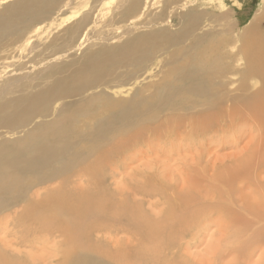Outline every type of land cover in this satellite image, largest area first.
<instances>
[{
  "label": "bare ground",
  "instance_id": "obj_1",
  "mask_svg": "<svg viewBox=\"0 0 264 264\" xmlns=\"http://www.w3.org/2000/svg\"><path fill=\"white\" fill-rule=\"evenodd\" d=\"M0 4L4 5L0 51L13 34L34 22L41 24L23 34L14 48L19 52L16 57L15 52L0 56V130L13 135L23 131L22 138L12 141L0 132V224L11 216L19 245L41 242L51 232L62 235L58 264H98L89 255L102 251L92 241L93 231L108 230L114 222H125L124 217L140 227L132 214H138L135 207L121 205L109 194L107 170L113 163L117 166L116 158L143 142L173 147L235 124L233 17L240 3L0 0ZM48 17L50 21L42 24ZM55 18L60 32L47 40L45 29ZM261 20L264 11L239 36L238 55L245 61L241 76L261 80L257 95L243 99L249 111L264 103V40L256 34ZM115 75L117 80L125 78L126 84L112 87V94H132L135 85L155 79L134 89L128 101L92 91L100 84L108 87ZM31 77L38 81L28 82ZM147 230L152 236L154 229ZM30 263L0 246V264Z\"/></svg>",
  "mask_w": 264,
  "mask_h": 264
},
{
  "label": "rangeland",
  "instance_id": "obj_2",
  "mask_svg": "<svg viewBox=\"0 0 264 264\" xmlns=\"http://www.w3.org/2000/svg\"><path fill=\"white\" fill-rule=\"evenodd\" d=\"M236 1L240 8L236 7L233 17L236 19L237 55L236 76L232 77L236 78L235 124L228 123L219 134L186 143L180 141L181 144L173 147L143 142L116 158L117 166L113 163L107 170L112 174H109L112 180H106L109 194L115 202L121 205L128 202L135 207L133 212L138 214H132L136 215L140 227L137 229L136 224H130L133 218L129 223L124 217L125 222H116L118 225L114 222L108 230L93 231L92 241L99 244L102 251L89 255L96 258L98 264H237L239 257H242L238 260L240 264H264V103L255 111L245 108L243 99L257 95L261 80L241 76L245 61L238 55L239 36L254 17L264 11V0ZM3 6L0 4V11ZM56 10L57 7L51 11V16ZM56 18L53 25L45 26L47 40L60 32L55 28L59 20ZM44 21L42 24L48 23L49 17ZM37 24L40 21L24 28L23 33L13 34L0 56L5 58L15 52L16 57L19 52L14 48L21 44L23 34ZM256 25L258 38L264 40V20ZM75 56H80V52ZM157 68L159 65L153 69L154 74ZM122 79L117 80L115 75L109 78L108 87L100 84L92 91L128 101L133 91L155 77L135 85L132 94H112V87L126 84L125 78ZM36 81L38 78L31 77L28 82ZM0 132L7 141L23 136V131L14 135L5 130ZM10 219L8 216L0 224V246L11 256L28 258L30 264L60 262L61 255L56 250L64 245L62 235L51 232L42 243L33 241L19 245L17 228ZM149 225L154 229L152 236L148 235Z\"/></svg>",
  "mask_w": 264,
  "mask_h": 264
}]
</instances>
